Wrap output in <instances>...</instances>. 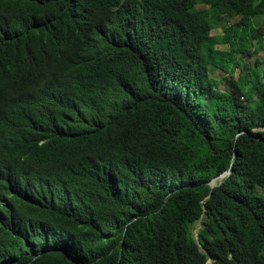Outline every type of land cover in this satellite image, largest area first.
Listing matches in <instances>:
<instances>
[{
	"label": "trees",
	"instance_id": "16d2710c",
	"mask_svg": "<svg viewBox=\"0 0 264 264\" xmlns=\"http://www.w3.org/2000/svg\"><path fill=\"white\" fill-rule=\"evenodd\" d=\"M102 1L58 0L54 7L49 1L46 8L30 9L38 20L28 33L40 42L0 64V86L19 80L20 55L75 52L73 37L79 36L72 33L91 20L96 8L90 3L102 8ZM199 1L212 13L236 12L226 40L199 33L213 28L206 9L192 10L187 0H144L155 39L116 57L113 75L128 97L90 121V136L106 134L99 144L111 153L109 179L95 185L91 204L70 223L38 219L36 229L12 230V244L2 229L0 264H206L208 257L215 264H264V195L256 191L264 189V61L245 65L236 79L224 77L228 91L213 89L202 76L206 64L226 73L239 66L236 36L241 49L249 48V36L264 41V26L249 34L250 20L264 15V0ZM205 40L206 56L200 52ZM217 41H227L230 52L211 50ZM157 49L168 55V63L158 60L161 74L149 62ZM107 96L122 93L108 89ZM219 129L227 139L217 145ZM87 138L76 135L72 146L86 145ZM227 169L211 187L209 181Z\"/></svg>",
	"mask_w": 264,
	"mask_h": 264
},
{
	"label": "clouds",
	"instance_id": "9594fccd",
	"mask_svg": "<svg viewBox=\"0 0 264 264\" xmlns=\"http://www.w3.org/2000/svg\"><path fill=\"white\" fill-rule=\"evenodd\" d=\"M49 1L54 7L58 0H0L1 65L8 63L20 50L39 44L40 37L28 33L29 27L38 20V16L29 10L35 6L46 8ZM187 1L192 10L206 9L213 23L208 32L199 33L226 40L224 30L239 19L236 12L237 20L225 26L221 34H214L212 30L222 17L230 16L226 9L212 13L208 4L199 0ZM198 4L205 7L197 8ZM90 6L96 8L91 20L80 23L72 33L79 36L73 37L78 44L75 52L33 57L20 55L17 59L19 80L12 85L0 86V232L6 229L11 244L16 241L11 235L12 230L36 229L38 219L52 216L60 226L70 223L73 216L91 204L95 185L109 179L111 153L105 145L99 144L106 134L95 132L90 136V131L95 129L90 126V121L99 114L109 115L124 101V96L128 97L125 90L119 91V81L113 75L116 57L135 45L142 47L148 44L156 34L144 0H109L107 4L103 0L102 8L92 3ZM234 39L239 45L234 53L235 61L242 58L238 67H243L245 72V58L259 50L258 46L264 41L259 43L254 38L253 43L257 46L253 44L252 47L249 36V48L241 49L239 36ZM211 50L229 53L230 46L227 41H217L211 45ZM208 51L205 40L201 43L200 52L206 56ZM158 60L168 63L164 49L152 51L149 57L152 69L161 74L164 67ZM255 60L252 66H247L254 67ZM206 66L207 70L202 75L204 83L217 91H228L224 77L229 76L215 82L209 80V74L222 67ZM237 68H228L227 75L236 79L238 75L234 77L233 73ZM145 77L155 78L152 74ZM221 82L225 83V90L217 87ZM108 89H114L122 96L108 99ZM81 133L88 135L89 142L75 149L72 143ZM91 145L99 146L103 153L98 155ZM226 171L212 178L209 185L211 182V187L217 185L229 174ZM112 183L120 194L124 193L117 183ZM198 221L201 227L202 222ZM198 229L194 236H197ZM208 262L215 264L210 257L206 264Z\"/></svg>",
	"mask_w": 264,
	"mask_h": 264
},
{
	"label": "rangeland",
	"instance_id": "374dc122",
	"mask_svg": "<svg viewBox=\"0 0 264 264\" xmlns=\"http://www.w3.org/2000/svg\"><path fill=\"white\" fill-rule=\"evenodd\" d=\"M200 7L203 8L205 6L201 5V4L200 5L198 4L197 8H200ZM226 11L232 17H230L228 15H224L220 21L218 20L219 21L218 26L215 27L212 30V33L221 34L222 30H223V28L225 26H227L228 24L233 23V22H235L237 20V17H235V11L233 9L229 8V9H226ZM212 18H213V14H212ZM258 26L259 27H263L264 26V15H258V16L254 17V18H252L250 20L249 34H252V32L255 31L256 27H258ZM253 42H254V38L252 36H250V44H251V46L253 47V44H254V46L256 47L257 44L253 43ZM216 47L218 48L220 46L217 45ZM222 48H224V46H222ZM251 50H253V48H251ZM256 58L261 59V60L264 61V42H263V47L261 49L255 51L254 53H251L250 56H247L245 58V64H247L249 66H252L254 64V60ZM243 71H244L243 67L242 68L238 67L237 69H235L234 73L231 70V72L233 73L234 77H236L239 72L242 73ZM223 76H228V75L222 69H216L212 73L209 74V80H210V82H215V81H217L218 78H222ZM217 87L219 89H221V90H225L226 89V86H225L224 82L219 83ZM226 139H227L226 131L224 129H219L218 137H217V140H216V144L219 145V144L225 142ZM256 191H257V193L264 195V189L263 188L257 187ZM200 225H201L200 221H197L192 226V232L194 233V235H195L196 230L200 227Z\"/></svg>",
	"mask_w": 264,
	"mask_h": 264
},
{
	"label": "water",
	"instance_id": "95a60500",
	"mask_svg": "<svg viewBox=\"0 0 264 264\" xmlns=\"http://www.w3.org/2000/svg\"><path fill=\"white\" fill-rule=\"evenodd\" d=\"M228 172H229V170H227L225 173H228ZM225 173H223V174L221 175V177L224 176ZM212 185H213V183L211 182V186H212Z\"/></svg>",
	"mask_w": 264,
	"mask_h": 264
},
{
	"label": "bare ground",
	"instance_id": "6f19581e",
	"mask_svg": "<svg viewBox=\"0 0 264 264\" xmlns=\"http://www.w3.org/2000/svg\"><path fill=\"white\" fill-rule=\"evenodd\" d=\"M208 263H209V262H208ZM208 263H207V264H208Z\"/></svg>",
	"mask_w": 264,
	"mask_h": 264
}]
</instances>
